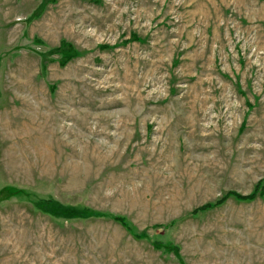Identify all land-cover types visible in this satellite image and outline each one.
<instances>
[{"label":"rangeland","instance_id":"1","mask_svg":"<svg viewBox=\"0 0 264 264\" xmlns=\"http://www.w3.org/2000/svg\"><path fill=\"white\" fill-rule=\"evenodd\" d=\"M0 264H264V0H0Z\"/></svg>","mask_w":264,"mask_h":264},{"label":"trees","instance_id":"2","mask_svg":"<svg viewBox=\"0 0 264 264\" xmlns=\"http://www.w3.org/2000/svg\"><path fill=\"white\" fill-rule=\"evenodd\" d=\"M232 196L236 197V199L240 200V201H250V200L256 198V193L252 194L250 196H243L241 194L231 192L228 196H226L224 198V200H226L227 198H230ZM223 201L221 203H216L215 205L207 204V205H205L203 207H200L197 210H195V215H196V213L198 214V213L206 212V211L210 210L213 207L221 205L223 203ZM37 207H38V209L42 210V212H44L46 214H49V215H53L55 217H63V218H67V219H74V218L85 219L87 217L83 210H75V209H72V208H66L64 206H61V205L59 206V205H57L55 203H52L51 201H49V202H47V201L40 202V203L37 204ZM76 211H78V213H76ZM113 219L115 221H117V222H120L130 232L135 234L134 228H132V226H130V224L127 222L126 218L114 217ZM136 237L140 238V239H144V238L147 237V235L141 234L140 236L136 235ZM168 251L173 252L177 258L181 259L179 247H177V246L171 247V248L168 249Z\"/></svg>","mask_w":264,"mask_h":264},{"label":"bare ground","instance_id":"3","mask_svg":"<svg viewBox=\"0 0 264 264\" xmlns=\"http://www.w3.org/2000/svg\"><path fill=\"white\" fill-rule=\"evenodd\" d=\"M30 113V112H29ZM34 118V117H33ZM14 123H16L15 121H14ZM30 125V124H29ZM25 133V132H24ZM28 136V135H27ZM54 148V147H53ZM17 165V164H16Z\"/></svg>","mask_w":264,"mask_h":264}]
</instances>
